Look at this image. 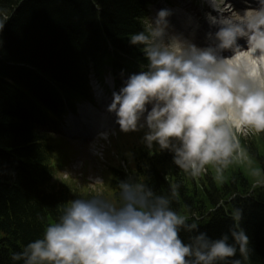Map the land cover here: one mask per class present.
Listing matches in <instances>:
<instances>
[{"label": "clouds", "instance_id": "obj_1", "mask_svg": "<svg viewBox=\"0 0 264 264\" xmlns=\"http://www.w3.org/2000/svg\"><path fill=\"white\" fill-rule=\"evenodd\" d=\"M203 3L209 31L202 44L196 42L199 24L177 30L170 8L145 17L128 39L145 62L127 78L121 72L122 84L107 107L121 133H142L147 148L170 153L193 178L209 168H226L240 135L264 133V0L243 10L230 0ZM118 188L115 203L103 195L74 198L41 238L12 254L13 264H243L247 259L249 237L235 224L213 239L201 231L199 218L189 222L169 197L146 183L127 178ZM241 219L237 209L234 220ZM182 232L189 234L187 242Z\"/></svg>", "mask_w": 264, "mask_h": 264}, {"label": "trees", "instance_id": "obj_2", "mask_svg": "<svg viewBox=\"0 0 264 264\" xmlns=\"http://www.w3.org/2000/svg\"><path fill=\"white\" fill-rule=\"evenodd\" d=\"M149 2L0 0V264H13L12 254L41 238L74 198L103 195L115 203L127 178L169 197L189 222L199 218L213 239L234 224L243 229L250 240L243 264H264V188L254 187L264 179V133L240 138L238 151L248 162L232 159L219 176H189L170 153L147 148L137 134L115 143L118 158L108 155L96 190L57 176L66 154L44 130L91 99L90 71L101 78L108 65L145 62L128 39L142 27ZM188 235L181 233L186 242Z\"/></svg>", "mask_w": 264, "mask_h": 264}, {"label": "rangeland", "instance_id": "obj_3", "mask_svg": "<svg viewBox=\"0 0 264 264\" xmlns=\"http://www.w3.org/2000/svg\"><path fill=\"white\" fill-rule=\"evenodd\" d=\"M118 134L119 133H117V131L111 132L110 139H107V141L103 143H98L99 146L98 144L92 142L83 143L78 139L70 140L69 145L73 147V150L68 148L67 154L70 156V158H72L75 152L76 156L73 157L72 161L65 169L58 173V177L64 179L69 178L76 181L78 184L77 186L80 189H83L82 186L85 178H87V181L91 187L99 185L100 183H97L96 181H100V167L102 169L105 162H107L106 154L102 153V151L112 148L111 144ZM251 134L252 133L248 135H240L239 139L247 138ZM244 158L240 159L239 156V158L233 159L237 164L244 165L246 162H248ZM206 172H212L214 176L221 175V172H217L215 168H209V171L207 170Z\"/></svg>", "mask_w": 264, "mask_h": 264}, {"label": "bare ground", "instance_id": "obj_4", "mask_svg": "<svg viewBox=\"0 0 264 264\" xmlns=\"http://www.w3.org/2000/svg\"><path fill=\"white\" fill-rule=\"evenodd\" d=\"M240 6L236 9L239 10ZM181 22L183 21L181 18L179 19ZM194 27V26H193ZM209 31V30H208ZM207 32V30L202 27V31H200V33L195 34L196 35V40L198 38H200V43L201 41L204 40V36L205 33ZM107 107H108V103H106L105 107H104V111L107 112ZM80 115H81V119H79V123L81 127H79V129H77L76 131L79 132H84L86 133L88 130H91V124H95L98 125L100 127L103 126H108V124H110L111 122H115V119L113 120L110 117V114H106V115H102L101 113H98L97 110H95L94 108L90 107L89 105H82L80 106ZM74 122L72 121V119L70 120V123ZM81 128V129H80Z\"/></svg>", "mask_w": 264, "mask_h": 264}]
</instances>
